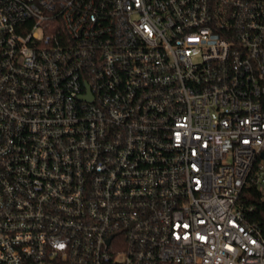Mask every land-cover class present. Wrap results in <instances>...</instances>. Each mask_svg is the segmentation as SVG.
<instances>
[{
    "label": "built area",
    "instance_id": "2783aa9c",
    "mask_svg": "<svg viewBox=\"0 0 264 264\" xmlns=\"http://www.w3.org/2000/svg\"><path fill=\"white\" fill-rule=\"evenodd\" d=\"M262 153L264 0H0V264H264Z\"/></svg>",
    "mask_w": 264,
    "mask_h": 264
},
{
    "label": "trees",
    "instance_id": "16d2710c",
    "mask_svg": "<svg viewBox=\"0 0 264 264\" xmlns=\"http://www.w3.org/2000/svg\"><path fill=\"white\" fill-rule=\"evenodd\" d=\"M241 198L247 204L253 205V210L249 216L250 219L255 222L264 233V193L257 188V184L253 183L251 186L244 188Z\"/></svg>",
    "mask_w": 264,
    "mask_h": 264
},
{
    "label": "rangeland",
    "instance_id": "374dc122",
    "mask_svg": "<svg viewBox=\"0 0 264 264\" xmlns=\"http://www.w3.org/2000/svg\"><path fill=\"white\" fill-rule=\"evenodd\" d=\"M259 184H260L261 192L264 193V172L260 173Z\"/></svg>",
    "mask_w": 264,
    "mask_h": 264
},
{
    "label": "water",
    "instance_id": "95a60500",
    "mask_svg": "<svg viewBox=\"0 0 264 264\" xmlns=\"http://www.w3.org/2000/svg\"><path fill=\"white\" fill-rule=\"evenodd\" d=\"M88 98V97H87ZM262 156H264V153H262Z\"/></svg>",
    "mask_w": 264,
    "mask_h": 264
}]
</instances>
